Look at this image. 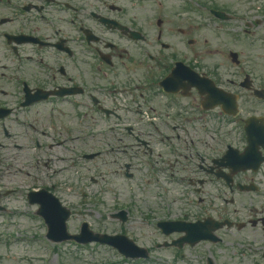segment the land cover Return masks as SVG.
<instances>
[{"label": "flooded vegetation", "instance_id": "1", "mask_svg": "<svg viewBox=\"0 0 264 264\" xmlns=\"http://www.w3.org/2000/svg\"><path fill=\"white\" fill-rule=\"evenodd\" d=\"M198 1L209 7L208 0ZM242 1L252 0L226 7L239 22L220 25L219 32L241 29ZM210 25L208 13L187 0H0V82L8 78L10 84L9 90L0 86V117L11 118H0V131L1 124L11 132L22 130L23 140L32 142V131L39 130L46 151L56 153L65 116L81 115L83 106L90 115L106 107L137 116L125 125L128 136L145 146L152 137L167 147L165 154L171 152L169 141L184 145V133L194 147L176 153L183 157L176 159L177 169L197 178L196 190L209 189L221 174L231 180L229 186L219 183L230 189L224 192L256 183L264 194V99L246 89L257 86L253 79L244 85L247 73L226 75L216 66L205 76L233 95L220 96L209 84L201 94L189 89L185 67L194 66V36L208 33ZM178 68L179 74L171 75ZM50 90L72 94L44 99ZM119 90L126 94L124 102ZM235 98V113L203 108L216 100L230 108ZM146 115L155 122L145 121ZM50 124L55 132L47 138ZM9 135L8 145L17 146V134ZM241 165L251 167L239 170Z\"/></svg>", "mask_w": 264, "mask_h": 264}, {"label": "rangeland", "instance_id": "2", "mask_svg": "<svg viewBox=\"0 0 264 264\" xmlns=\"http://www.w3.org/2000/svg\"><path fill=\"white\" fill-rule=\"evenodd\" d=\"M256 5L258 7L262 6V9H264V0H256ZM261 29L264 31V23L262 25ZM228 35L221 36L218 38L216 35L209 34L210 39L214 43H219L221 45L224 44H231V41L227 37ZM243 40V39H242ZM247 42V40H244ZM248 43V42H247ZM238 50H245V60L247 65H253L258 70V73H261L264 75V59L260 60V58H255V53L258 51H264V48L259 44L257 48H251L245 45L244 43H239ZM262 49V50H260ZM254 58L255 60H252L251 58ZM203 61L207 62L206 59H203ZM226 71H228L229 67L226 66ZM63 165H66L63 163ZM65 172L68 170V165ZM82 173V187L81 192L85 191L88 192L87 197H83L82 194L75 195V197H72L73 195H70L66 193V188L68 185H73L77 181V173L76 171L72 170L70 172L64 173V180L69 179L68 185L65 186V193L63 194V197L65 199L74 200V203H71L75 206L77 210H83L84 213L82 216L76 215L73 217L72 221L70 222V230L75 231L81 220L86 219L88 220L93 227L101 226V229L104 230H110L115 231L119 229V225L114 221L104 220V217L102 216L105 213L113 212L115 209H117L120 205H122L125 202H135V205L133 206L135 209V216L133 218V224L135 225L137 222L144 223L147 222V216L146 212H149L151 210V206L153 207L155 203L160 202L161 205H163V201L161 197L158 195L160 190L158 188H151L150 192L147 193V196H145L143 186L145 185V181L147 178H143L142 174H139V177L135 178L134 180H128L123 177L117 176L115 178V175L112 173L110 176H107L108 178H114L111 180L110 185L107 186L108 180H99V183L102 184H93L91 183L90 176L91 172H89L86 168L82 167L81 170ZM84 176L86 178H84ZM20 178V177H18ZM23 180L22 178H20ZM27 181V180H26ZM24 182V180H23ZM29 183V182H28ZM90 183V184H89ZM129 183L131 184L129 186ZM103 187V188H99ZM99 188V191L97 192V189ZM98 194H101V200H96L98 198ZM168 195L172 199L173 206L171 208V211L168 213L167 210L165 211L166 214H171L173 216H181L185 212H188L186 201V195L181 190H169ZM67 200L68 202H70ZM176 200V201H175ZM78 204H81L80 206ZM91 210V211H90ZM89 212H91V215H89ZM153 212V211H152ZM99 215H101V219H99ZM147 228L149 230H154L153 226L150 223V220H148ZM158 237H154V235H151L149 237H145L146 242L145 244H149V242L153 243L157 240ZM164 238L159 237V241H162ZM143 243V242H142ZM200 245V244H199ZM197 245L194 248L191 247H183V250L178 251L176 247H169V248H161L159 249L160 252H154V257H152L151 260L144 264H157L154 261L155 257H162V258H168V259H174L176 258V251L181 253L184 256V260L179 261L181 263H189V264H203L204 256L206 254H211V248L207 244H201L200 246ZM198 247V248H197ZM75 248V247H74ZM185 248V249H184ZM77 251V257L78 255L81 257V260H76L72 252L70 250H66L64 253L65 258L69 261V264H102L104 262L115 260L116 256L113 250L106 248V247H98L96 248L94 245L89 246V249L86 248H75ZM196 249L199 250L202 256L199 254V252H196ZM20 251V250H19ZM27 253H31V248ZM218 254V253H217ZM11 255H16V261L17 263H21L20 255L16 253H11ZM136 264V263H132ZM242 264H252L251 261L247 258L243 260Z\"/></svg>", "mask_w": 264, "mask_h": 264}]
</instances>
